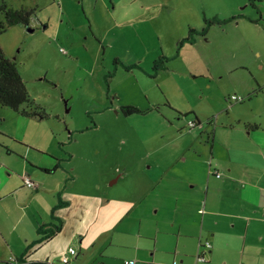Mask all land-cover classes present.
Instances as JSON below:
<instances>
[{"label":"rangeland","instance_id":"374dc122","mask_svg":"<svg viewBox=\"0 0 264 264\" xmlns=\"http://www.w3.org/2000/svg\"><path fill=\"white\" fill-rule=\"evenodd\" d=\"M249 2L15 0L13 8L22 3L36 9L34 31L12 26L0 44L33 99V107L23 109L39 115L26 117L0 105V226L13 235L11 253L0 245V264H15L8 259L18 257L25 237L36 235V223L49 213V196L33 198L37 189L23 186L26 164L52 167L63 153L74 157L69 167L82 174L79 184L92 175L109 190L125 191L130 180L146 178L157 164L166 167L161 158L173 157L181 132L198 118L202 158L193 148L186 151L196 174L179 189L202 199L209 163L222 172L219 167L229 161L245 167L235 181L259 182L264 189V0H256L262 20L252 30L250 20L258 13ZM230 11L245 13L246 30L214 25L197 45L180 48L188 25ZM232 95L244 101L230 104ZM126 106L141 112L127 116ZM174 161L168 178L184 172L183 161ZM37 170L27 175L39 182ZM120 173L125 179L111 185ZM163 176V184L177 183ZM15 185L18 192L5 198ZM227 220L226 251L210 264H264V211Z\"/></svg>","mask_w":264,"mask_h":264},{"label":"crops","instance_id":"0c3cea01","mask_svg":"<svg viewBox=\"0 0 264 264\" xmlns=\"http://www.w3.org/2000/svg\"><path fill=\"white\" fill-rule=\"evenodd\" d=\"M1 4L14 7L15 0H1ZM16 4H19L18 8L25 7L22 3ZM227 14L224 13L220 19L238 18L222 25L246 30L247 26L243 24V21H247L245 13L230 11ZM188 27L189 30L200 31L205 27V22ZM258 27L260 24L251 19L250 30ZM187 36L181 35L180 42ZM199 37L204 38L197 35L194 43L187 44L197 45ZM231 97L227 100L230 104L234 103ZM201 125L199 120V125L188 128L185 135L181 132V140L177 139L178 149L173 157L170 154L161 158V161L168 164L166 167L157 164L149 176L137 179V182L130 180L127 189L117 193L109 190L108 183L104 185L92 175H86L83 183L79 184L82 174L76 172L74 166L69 167L74 159L72 155L63 153L54 157L52 167L42 168L35 163L29 168L26 164V175L30 169H41V181L33 179L38 183L33 198L49 196V213L45 220L40 218L41 221L36 223V235L25 237L24 247L16 257L19 262L15 264H41L58 259L69 248L77 251L70 264H125L126 261L133 264H210L215 261L226 251L224 244L229 230L227 219H244L246 214L264 211V189L259 182L245 183L242 179L235 181L238 171L245 167L243 164L235 166L230 161L219 167L222 172L218 166L209 163V175L211 170H217L222 176L218 178L208 175L207 180H203L201 189L206 188V191L202 199L193 191L185 193L184 186L179 189L180 184L192 181L196 174L187 162L190 156L186 151L193 148V152L202 158V142L197 137L198 133L201 134L197 131ZM248 127L253 129L257 126L248 124ZM183 129L185 126L180 130ZM214 150L215 146H212V155ZM174 160L183 161L181 168H184V172L168 178ZM151 168L149 166L148 171ZM205 171L207 173L208 170ZM162 175L177 183L163 184ZM113 176L110 181L114 186L125 179L121 173L116 175L117 178ZM23 186L27 187L25 183ZM18 189L19 185H15L4 197L18 192ZM53 208H56L54 213ZM41 226H44L43 231H39ZM58 227L60 230L46 239L50 231ZM12 239L13 235H9L0 226V245L10 253L13 249ZM209 241L211 248L204 246ZM199 253L205 257V262L197 261ZM12 257L8 262H12Z\"/></svg>","mask_w":264,"mask_h":264},{"label":"trees","instance_id":"16d2710c","mask_svg":"<svg viewBox=\"0 0 264 264\" xmlns=\"http://www.w3.org/2000/svg\"><path fill=\"white\" fill-rule=\"evenodd\" d=\"M250 5H253L256 8L258 13V18L255 20L256 22H260L262 20L261 10L256 4V0H250ZM36 9L34 8H13L9 7L5 4L0 6V36L5 33L10 27L15 25H24L27 29H32L31 20L34 17ZM238 17H232L229 20L236 19ZM205 27L202 30L190 29L188 32V36L181 40L180 48H182L187 43H194L196 41L197 35L206 36L209 29L213 25H222L229 20L220 19L218 17L213 18H204ZM162 62L160 61L156 64V70L162 68ZM33 99L31 98L29 91L27 89V85L21 76L19 69L17 68L16 63L11 60L5 54L1 44H0V105L4 107H9L10 109L21 113L23 116L31 117L38 116L39 114L36 111H28L23 109V106H31L33 107ZM37 108V107H35ZM122 111L125 115H133L135 113H140L141 111L132 106H126L122 108ZM44 118V116H41ZM196 125H199V120L196 118ZM56 208H53L52 212L54 213ZM44 226L39 228V231H43ZM60 230V227L57 230L50 231V235L46 237V239L50 238L56 232Z\"/></svg>","mask_w":264,"mask_h":264},{"label":"built area","instance_id":"2783aa9c","mask_svg":"<svg viewBox=\"0 0 264 264\" xmlns=\"http://www.w3.org/2000/svg\"><path fill=\"white\" fill-rule=\"evenodd\" d=\"M56 2H60V0H55ZM63 50V52H65L64 49H61ZM231 100L234 102V103H239V102H243L244 101V98L240 97V96H237V95H233L231 97ZM190 126L191 127H196V124L194 121H191L190 122ZM211 175H215L216 177H221V173L218 172L217 170H211L210 172ZM24 183L25 185L28 187V188H34L36 189L38 187V183L35 182L31 177H29L28 175H25L24 176ZM204 246H206L207 248H211V243L210 242H205ZM77 255V251L76 249L74 248H69V250L67 252H64L63 254H61V256H59L58 259H53V260H48V261H44L42 262L41 264H70L71 262V258L76 256ZM11 261L13 263H17L19 262V260L16 258V257H12L11 258ZM197 261L199 262H205L206 259L205 257L199 253L198 257H197ZM125 264H133L132 262L130 261H126Z\"/></svg>","mask_w":264,"mask_h":264},{"label":"water","instance_id":"95a60500","mask_svg":"<svg viewBox=\"0 0 264 264\" xmlns=\"http://www.w3.org/2000/svg\"><path fill=\"white\" fill-rule=\"evenodd\" d=\"M28 31H29V32H33V31H34V29H28Z\"/></svg>","mask_w":264,"mask_h":264}]
</instances>
